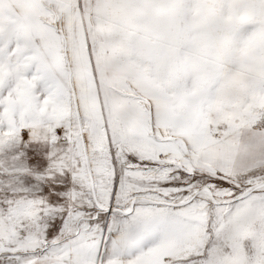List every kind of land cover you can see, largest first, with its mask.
I'll list each match as a JSON object with an SVG mask.
<instances>
[{
  "label": "snow or ice",
  "instance_id": "obj_1",
  "mask_svg": "<svg viewBox=\"0 0 264 264\" xmlns=\"http://www.w3.org/2000/svg\"><path fill=\"white\" fill-rule=\"evenodd\" d=\"M0 264H264V0H0Z\"/></svg>",
  "mask_w": 264,
  "mask_h": 264
}]
</instances>
